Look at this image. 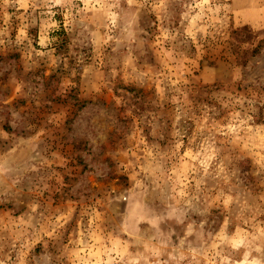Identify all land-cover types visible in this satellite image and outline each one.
I'll return each instance as SVG.
<instances>
[{
    "label": "rangeland",
    "instance_id": "obj_1",
    "mask_svg": "<svg viewBox=\"0 0 264 264\" xmlns=\"http://www.w3.org/2000/svg\"><path fill=\"white\" fill-rule=\"evenodd\" d=\"M0 264H264V0H0Z\"/></svg>",
    "mask_w": 264,
    "mask_h": 264
}]
</instances>
